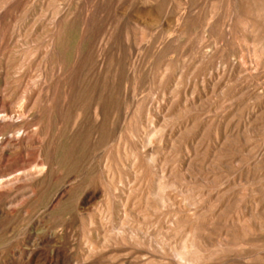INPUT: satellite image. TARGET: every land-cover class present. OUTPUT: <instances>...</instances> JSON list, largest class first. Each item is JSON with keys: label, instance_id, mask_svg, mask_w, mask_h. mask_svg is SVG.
Returning <instances> with one entry per match:
<instances>
[{"label": "rangeland", "instance_id": "rangeland-1", "mask_svg": "<svg viewBox=\"0 0 264 264\" xmlns=\"http://www.w3.org/2000/svg\"><path fill=\"white\" fill-rule=\"evenodd\" d=\"M0 31V264H264V0H0Z\"/></svg>", "mask_w": 264, "mask_h": 264}, {"label": "bare ground", "instance_id": "bare-ground-1", "mask_svg": "<svg viewBox=\"0 0 264 264\" xmlns=\"http://www.w3.org/2000/svg\"><path fill=\"white\" fill-rule=\"evenodd\" d=\"M160 1V0H159ZM164 1V0H163ZM162 4V3H161ZM164 5V4H163ZM18 6V5H17ZM160 7V6H159ZM15 8V7H14ZM16 10V9H15ZM253 13V12H252ZM159 14V13H158ZM17 15V14H16ZM68 16V15H67ZM89 16V15H88ZM2 17V16H1ZM17 17V16H16ZM63 17V16H62ZM85 17H87V16H85ZM72 18V17H71ZM92 19V18H91ZM74 20V19H73ZM86 21V20H85ZM72 23V22H71ZM73 24V23H72ZM83 24V23H82ZM62 26V25H61ZM63 27V26H62ZM101 27V26H100ZM83 29V28H82ZM82 29H80V30H82ZM99 29H101V28H99ZM52 30H54L53 28H52ZM114 30V29H113ZM11 31V30H10ZM34 31V30H33ZM106 31V30H105ZM1 32V31H0ZM14 32V31H13ZM2 33V32H1ZM106 33V32H105ZM71 34V33H70ZM95 34V33H94ZM116 34V33H115ZM8 35V34H7ZM89 35V34H88ZM2 36H3V34H2ZM1 36V37H2ZM55 36V35H54ZM91 36V35H90ZM101 36V35H100ZM7 37V36H6ZM9 37V36H8ZM10 38V37H9ZM9 38H7V39H9ZM50 38V37H49ZM68 38V37H67ZM75 38V37H74ZM104 38V37H103ZM51 39V38H50ZM87 39V38H86ZM89 39V38H88ZM94 39V38H93ZM43 41V40H42ZM50 41H52V40H50ZM110 41V40H109ZM3 42V41H2ZM82 42V41H81ZM123 42V41H122ZM5 43V42H4ZM8 43V42H7ZM44 43V42H43ZM105 43V42H104ZM49 44V43H48ZM58 44V43H57ZM56 43H52L51 44V50H52V52H53V49H55L56 50V48H57V45ZM121 44V43H120ZM123 44V43H122ZM9 45V44H8ZM43 46V45H42ZM45 47V46H44ZM108 47V46H107ZM46 48V47H45ZM102 48V47H101ZM42 49V48H41ZM92 49V48H91ZM119 49V48H118ZM79 50V49H78ZM77 50V51H78ZM87 50V49H86ZM96 50V49H95ZM122 50V49H121ZM88 52V51H87ZM56 53H57V51H56ZM45 54V53H44ZM65 54V53H64ZM115 54V53H114ZM49 55H50V53H49ZM59 55H60V57H63V50L62 49H60V53H59ZM75 55V54H74ZM90 55V54H89ZM4 56V55H3ZM58 56V55H57ZM76 56V55H75ZM5 57V56H4ZM8 58V57H7ZM69 58V57H68ZM83 58V57H82ZM95 58V57H94ZM58 59V58H57ZM59 59H61V58H59ZM75 59V58H74ZM87 60H89L88 58H86ZM85 59V60H86ZM8 60V59H7ZM86 60V61H87ZM114 60V59H113ZM100 62V61H99ZM98 62V63H99ZM42 64V63H41ZM40 64V65H41ZM76 64H78V63H76ZM71 65V64H70ZM73 65H74V62H73ZM8 66V65H7ZM6 66V67H7ZM34 66V65H33ZM42 66V65H41ZM48 66H49V64H48ZM109 66V65H108ZM133 66V65H132ZM1 67V66H0ZM5 67V66H4ZM13 67H14V65H13ZM18 67V66H17ZM56 67V66H55ZM106 67V66H105ZM112 67V66H111ZM111 67L109 68V69H111ZM58 68H59V66H58ZM62 68V67H61ZM74 68V67H73ZM9 69V68H8ZM13 69V68H12ZM91 69V68H90ZM73 70V69H72ZM99 70V69H98ZM120 70H122V69H120ZM100 71V70H99ZM134 71V70H133ZM82 72V71H81ZM125 72H127V71H125ZM20 73V72H19ZM93 73V72H92ZM124 73V72H123ZM108 74V73H107ZM128 74V73H127ZM125 75V74H124ZM4 76V75H3ZM80 76V75H79ZM101 76V75H100ZM122 76V75H121ZM120 76V77H121ZM133 76V75H132ZM77 77V76H76ZM83 77H84V75H83ZM43 78V77H42ZM99 78V77H98ZM105 78V77H104ZM103 78V79H104ZM111 78V77H110ZM18 79V78H17ZM62 79V78H61ZM10 80V79H9ZM26 80V79H25ZM29 80V79H28ZM44 80V79H43ZM105 80V79H104ZM124 80H126V79H124ZM6 81V80H5ZM14 81V80H13ZM20 81V80H19ZM33 81V80H32ZM46 81V80H45ZM15 82V81H14ZM35 82V81H34ZM63 82V81H62ZM122 82V81H121ZM29 83V82H28ZM49 83V82H48ZM89 83V82H88ZM88 83L86 82V80L83 82V84H86V85H88ZM127 83V82H126ZM13 84V83H12ZM38 84V83H37ZM52 84V83H51ZM104 84V83H103ZM121 84V83H120ZM16 86H17V84H15ZM35 85H36V83H35ZM85 85V86H86ZM70 86V85H69ZM117 86V85H116ZM36 86H34V88H35ZM76 87V86H75ZM82 87V86H81ZM91 87V86H90ZM21 88H22V86H21ZM28 88V87H27ZM55 88V87H54ZM71 88V87H70ZM98 88V87H97ZM121 88V87H120ZM39 89V88H38ZM101 89H102V87H101ZM32 90H34V89H32ZM75 90V89H74ZM73 90V91H74ZM78 91H79V89H77ZM94 90V89H93ZM118 90V89H117ZM121 90V89H120ZM72 91V92H73ZM88 91V90H87ZM99 91V90H98ZM97 91V92H98ZM26 92V91H25ZM58 92V91H57ZM104 92V91H103ZM126 92V91H125ZM17 93V92H16ZM46 93V92H45ZM64 93V92H63ZM67 93V92H66ZM20 94V93H19ZM28 94V93H27ZM42 94V93H41ZM47 94H49V93H47ZM58 94V93H57ZM100 94V93H99ZM3 95V94H2ZM6 95V94H5ZM12 95H13V93H12ZM64 95H66V94H64ZM88 95V94H87ZM97 95V94H96ZM45 96V95H44ZM69 96V95H68ZM76 96V95H75ZM83 96V95H82ZM89 96H90V94H89ZM23 97H25V95L23 96ZM67 97V96H66ZM99 97V96H98ZM124 97V96H123ZM21 98H22V96H21ZM26 98V97H25ZM30 98V97H29ZM33 98V97H32ZM78 98V97H77ZM105 98H107V97H105ZM34 99V98H33ZM22 100H24V99H22ZM108 100H110L109 98H108ZM125 100V99H124ZM29 101H30V99H29ZM74 101V100H73ZM105 101V100H104ZM113 101V100H112ZM118 101V100H117ZM110 102V101H109ZM23 103V102H22ZM81 103V102H80ZM136 103V102H135ZM135 103L133 102V104L135 105ZM21 104V103H20ZM117 104V103H116ZM131 104V103H130ZM9 105V104H8ZM31 105V104H30ZM84 105V104H83ZM86 105V104H85ZM139 105V104H138ZM137 105V106H138ZM28 106V105H27ZM89 106H90V102H89ZM112 106V105H111ZM118 106V105H117ZM123 106H124V104H123ZM130 106V105H129ZM128 106V107H129ZM140 106V105H139ZM53 107V106H52ZM88 107V106H87ZM91 107V106H90ZM133 107V106H132ZM6 108V107H5ZM26 108H28V107H26ZM79 108H80V106H79ZM102 102L101 101H98L97 102V104H96V109H95V118H94V123L95 124H98L99 122H100V117L102 116V114H103V110H102ZM123 108V107H122ZM2 109V108H1ZM53 109V108H52ZM82 109V108H81ZM86 109H88V108H86ZM16 110V109H15ZM39 110V109H38ZM56 110V109H55ZM63 110H64V108H63ZM70 110V109H69ZM83 110V109H82ZM91 110H93V109H91ZM106 110V109H105ZM120 110V109H119ZM137 110V109H136ZM10 111V110H9ZM32 111V110H31ZM66 111V110H65ZM87 111V110H86ZM94 111V110H93ZM110 111V110H109ZM112 111V110H111ZM143 111V110H142ZM141 111V112H142ZM3 112H5V111H3ZM40 112V111H39ZM71 112V111H70ZM134 112V111H133ZM6 113V112H5ZM16 113H17V111H16ZM48 113V112H47ZM94 113V112H93ZM139 113V112H138ZM1 114V113H0ZM38 114V113H37ZM58 114V113H57ZM143 114V113H142ZM15 115V114H14ZM55 115V114H54ZM71 115V114H70ZM91 115V114H90ZM127 115V114H126ZM133 115V114H132ZM6 116V115H5ZM35 116V115H34ZM66 116H67V114H66ZM69 116V115H68ZM104 116V115H103ZM129 116V115H128ZM137 116V115H136ZM26 117V116H25ZM73 117V116H72ZM80 117H81V115H80ZM85 117V116H84ZM125 117V116H124ZM2 118V117H1ZM12 118V117H11ZM34 118V117H33ZM36 118H37V116H36ZM58 118V117H57ZM62 118V117H61ZM74 118V117H73ZM90 118V117H89ZM112 118V117H111ZM116 118V117H115ZM127 118V117H126ZM129 118V117H128ZM35 119V118H34ZM45 119V118H44ZM80 119V118H79ZM78 119V120H79ZM103 119V118H102ZM124 119V118H123ZM111 120V119H110ZM148 120V119H147ZM2 121V120H1ZM9 121H11V120H9ZM21 121V120H20ZM37 121V120H36ZM131 121V120H130ZM17 122V121H16ZM15 122V123H16ZM111 122V121H110ZM119 122V121H118ZM1 123V122H0ZM43 123V122H42ZM46 123V122H45ZM44 123V124H45ZM92 123V122H91ZM116 123V122H115ZM129 123V122H128ZM27 124V123H26ZM62 124V123H61ZM77 124H78V121H77ZM108 124V123H107ZM112 124V123H111ZM130 124V123H129ZM136 124V123H135ZM0 125H2V123L0 124ZM148 125V124H147ZM3 126V125H2ZM13 126H14V124H13ZM36 126H37V124H36ZM57 126V125H56ZM89 126V125H88ZM83 127V126H82ZM94 127V126H93ZM109 127V126H108ZM141 127V126H140ZM23 128V127H22ZM76 128V127H75ZM95 128V127H94ZM115 128V127H114ZM142 128V127H141ZM70 129H71V127H70ZM136 129V128H135ZM37 130V129H36ZM52 130H53V128H52ZM98 131V130H97ZM116 131V130H115ZM54 132V131H53ZM57 132V131H56ZM148 132V131H147ZM157 132V131H156ZM37 133H38V130H37ZM37 133H36V135H37ZM40 133V132H39ZM50 133V132H49ZM67 133V132H66ZM72 133V132H71ZM116 133V132H115ZM118 133V132H117ZM128 133V132H127ZM136 133V132H135ZM146 133V132H145ZM26 134V133H25ZM34 134V133H33ZM32 134V135H33ZM140 134V133H139ZM81 135V134H80ZM116 135H118V134H116ZM7 136H9V135H7ZM26 136V135H25ZM131 136V135H130ZM162 136V135H161ZM6 137V136H5ZM32 136L30 135V138H31ZM113 138H115V137H113ZM23 139V138H22ZM53 139H54V137H53ZM68 139V138H67ZM93 139V138H92ZM99 139V138H98ZM24 140L26 141V139L24 138ZM40 140V139H39ZM51 140V139H50ZM116 140V139H115ZM145 140V139H144ZM32 141H34V140H32ZM81 141H83V140H81ZM31 142V141H30ZM44 142V141H43ZM49 142V141H48ZM67 142V141H66ZM5 142H3V144H4ZM36 143V142H35ZM19 144V143H18ZM70 144V143H69ZM2 145V144H1ZM14 145V144H13ZM25 145V144H24ZM33 145H35V144H33ZM42 145H43V143H42ZM100 145V144H99ZM103 145H105V144H103ZM148 145V144H147ZM39 146V145H38ZM70 146V145H69ZM69 146H67V147H69ZM94 146V145H93ZM29 147V146H28ZM122 147V146H121ZM130 147V146H129ZM2 148H4L3 147V145H2ZM10 148V147H9ZM16 148H17V146H16ZM21 148V147H20ZM33 148V147H32ZM1 149V148H0ZM14 149V148H13ZM26 149V148H25ZM98 149V148H97ZM123 149V148H122ZM8 151H9V149H7ZM28 150H29V148H28ZM102 150V149H101ZM132 150V149H131ZM67 151H69V150H67ZM47 152V151H46ZM83 152V151H82ZM19 153H22L21 151L19 152ZM31 153V152H30ZM68 153V152H67ZM41 154V153H40ZM51 154V153H50ZM49 154V155H50ZM66 154V153H65ZM74 154V153H73ZM126 154H127V152H126ZM52 155V154H51ZM135 155V154H134ZM137 155V154H136ZM152 155V154H151ZM28 156V155H27ZM34 156V155H33ZM42 156V155H41ZM40 156V157H41ZM19 157H21V155H19ZM54 157V156H53ZM96 157V156H95ZM135 157V156H134ZM8 158V157H7ZM22 158V157H21ZM44 158V157H43ZM76 158V157H75ZM155 158V157H154ZM28 159V158H27ZM97 159V158H96ZM6 160V159H5ZM48 160V159H47ZM54 160V159H53ZM144 160V159H143ZM40 161V160H39ZM92 161V160H91ZM41 163H42V161H40ZM57 162H59V161H57ZM95 162V161H94ZM97 162V161H96ZM140 162V161H139ZM46 163V162H45ZM19 164H21V163H19ZM44 164V163H43ZM160 164V163H159ZM71 165V164H70ZM78 165V164H77ZM35 166H37V165H35ZM45 166V165H44ZM66 166V165H65ZM50 167V166H49ZM49 167H48V169H49ZM80 167V166H79ZM92 167V166H91ZM36 169H37V167H35ZM67 169V168H66ZM94 169V168H93ZM106 169H108V168H106ZM12 170V169H11ZM96 170V169H95ZM144 170V169H143ZM73 171H76V170H73ZM161 171V170H160ZM35 172H37V171H35ZM4 173V172H3ZM17 173V172H16ZM38 173H39V171H38ZM46 173V172H45ZM158 173V172H157ZM15 174V173H14ZM48 174V173H47ZM46 174V175H47ZM60 174V173H59ZM75 174V173H74ZM160 174V173H159ZM7 175V174H6ZM49 175V174H48ZM74 176V175H73ZM79 176H81V175H79ZM5 177V176H4ZM7 177V176H6ZM76 177V176H75ZM24 177H21V179H23ZM46 178V177H45ZM50 179H52L51 178V176H50ZM65 179V178H64ZM158 179V178H157ZM25 180V179H24ZM63 180V179H62ZM70 180V179H69ZM159 180V179H158ZM7 181V180H6ZM6 181H3V182H0V186L1 185H3V184H5V183H7ZM46 181V180H45ZM50 181V180H49ZM25 182V181H24ZM9 183V182H8ZM47 183V182H46ZM59 183H60V181H59ZM43 184V183H42ZM62 185H65V183L64 184H62ZM34 187V186H33ZM41 187V186H40ZM31 188H32V186H31ZM86 188V187H85ZM40 189V188H39ZM102 189V188H101ZM4 192V191H3ZM64 192V191H63ZM157 192V191H156ZM53 193V192H52ZM55 193V192H54ZM41 194V193H40ZM96 194V193H95ZM59 195V194H58ZM87 195H90V194H87ZM35 197H37V196H35ZM83 197H85V196H83ZM2 198V197H1ZM89 198V197H88ZM52 200V199H51ZM168 200V199H167ZM52 203V202H51ZM163 204V203H162ZM6 212V211H5ZM197 232V231H196ZM185 260V259H184ZM180 261V260H179Z\"/></svg>", "mask_w": 264, "mask_h": 264}]
</instances>
